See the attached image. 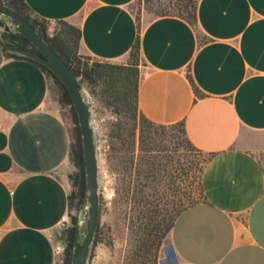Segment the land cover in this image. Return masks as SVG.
Masks as SVG:
<instances>
[{
    "label": "crops",
    "instance_id": "crops-1",
    "mask_svg": "<svg viewBox=\"0 0 264 264\" xmlns=\"http://www.w3.org/2000/svg\"><path fill=\"white\" fill-rule=\"evenodd\" d=\"M25 1L37 18L78 27L80 55L127 63L137 0ZM141 55L143 114L167 126L183 121L190 142L212 155L205 199L174 222V264H264V0H199L196 28L150 19ZM51 88L39 67L0 48V264H63L56 236L70 213L74 166L71 123Z\"/></svg>",
    "mask_w": 264,
    "mask_h": 264
},
{
    "label": "trees",
    "instance_id": "trees-1",
    "mask_svg": "<svg viewBox=\"0 0 264 264\" xmlns=\"http://www.w3.org/2000/svg\"><path fill=\"white\" fill-rule=\"evenodd\" d=\"M0 2L15 10L33 25L50 47L61 57L74 74L80 78L95 103L98 102L113 116L115 122L112 124L109 138L113 155L117 153H130L133 164L135 154L137 153L136 148L138 145H141V154L138 156L137 160L139 177L145 175L147 179H155V174L158 170V161L157 156L154 154L156 151L154 144L159 130L165 131L169 127H180L189 148L204 154L187 138L185 123L183 121L170 126L157 124L147 118L140 109L139 91L142 83V66L144 65V60L141 55V32L144 26L138 18H136L138 35L129 54L127 63L118 64L99 60H94L93 63H90V58H85L79 54L82 33L78 27L60 20L56 22L54 32L50 34L47 24L51 22L35 17L25 0H5L4 2ZM142 2L146 10L153 15V19L176 17L187 21L194 28L197 27L199 0H142ZM3 38L9 44L39 53L37 48L26 37L18 33H4ZM3 52L9 58L25 59L39 67L56 87L59 104L64 108L70 109V160L76 166L77 171L69 177L72 189L68 196V202L70 213L72 211L77 212L86 202V181L81 132L70 94L60 79L44 65L29 58L8 53L4 50ZM187 77L197 98H202L204 95L196 85L190 72ZM154 132L156 134H154ZM127 142L130 145L126 148ZM204 155L206 157L199 177L200 199L188 205H183L177 211L172 221L165 226L166 233L172 231L174 222L182 211L205 199L202 174L205 164L210 160L212 155ZM154 181L155 180H153V182ZM156 190L157 189H155L154 193L151 195L152 197H156ZM142 193L141 191V195ZM153 220H155V217ZM76 222L77 216H72V226L67 230L68 235L64 242L65 251L63 264H71L72 252L76 242ZM99 231L100 229L98 230L97 237ZM167 252L175 257L172 245L167 247Z\"/></svg>",
    "mask_w": 264,
    "mask_h": 264
},
{
    "label": "rangeland",
    "instance_id": "rangeland-1",
    "mask_svg": "<svg viewBox=\"0 0 264 264\" xmlns=\"http://www.w3.org/2000/svg\"><path fill=\"white\" fill-rule=\"evenodd\" d=\"M131 9L143 26L153 19L142 0ZM47 25L52 34L56 23ZM94 60L90 58V63ZM51 99L55 110L71 122L70 109L59 104L53 84ZM95 110L100 131L102 198L100 231L89 264H174L175 257L167 252L171 232L166 233L165 226L183 205L200 199L199 177L206 156L189 148L180 127L159 130L154 144L158 161L155 179L139 177L141 145L136 148L133 164L130 153L113 155L109 138L115 119L98 102ZM129 145L127 142L126 148ZM259 161L264 170V154L259 155ZM73 166L68 179L77 171ZM155 189L157 195L152 197ZM79 212L70 213L71 221Z\"/></svg>",
    "mask_w": 264,
    "mask_h": 264
},
{
    "label": "water",
    "instance_id": "water-1",
    "mask_svg": "<svg viewBox=\"0 0 264 264\" xmlns=\"http://www.w3.org/2000/svg\"><path fill=\"white\" fill-rule=\"evenodd\" d=\"M4 33H18L26 37L39 53L7 43L3 38ZM0 48L44 65L60 79L70 94L81 132L86 181V202L77 216L76 242L71 264H89L100 225L102 198L100 131L93 98L80 78L33 25L2 2H0ZM67 235V230H61L56 237L59 242H65Z\"/></svg>",
    "mask_w": 264,
    "mask_h": 264
},
{
    "label": "built area",
    "instance_id": "built-area-1",
    "mask_svg": "<svg viewBox=\"0 0 264 264\" xmlns=\"http://www.w3.org/2000/svg\"><path fill=\"white\" fill-rule=\"evenodd\" d=\"M94 101V99H93ZM94 109H95V101H94ZM96 111V110H95ZM72 226V221L70 218V213L65 215L60 223V229L61 230H68ZM65 248L63 246H59L57 248L58 253H63L64 254Z\"/></svg>",
    "mask_w": 264,
    "mask_h": 264
}]
</instances>
